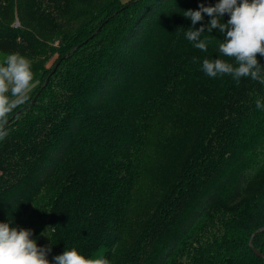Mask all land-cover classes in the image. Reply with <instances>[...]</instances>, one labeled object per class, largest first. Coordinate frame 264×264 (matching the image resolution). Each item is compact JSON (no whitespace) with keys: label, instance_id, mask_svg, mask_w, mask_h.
<instances>
[{"label":"trees","instance_id":"1","mask_svg":"<svg viewBox=\"0 0 264 264\" xmlns=\"http://www.w3.org/2000/svg\"><path fill=\"white\" fill-rule=\"evenodd\" d=\"M216 2L0 0V65L40 77L0 140V223L49 227L50 261L264 264V85L203 72L234 63L217 29L206 52L184 36Z\"/></svg>","mask_w":264,"mask_h":264},{"label":"clouds","instance_id":"2","mask_svg":"<svg viewBox=\"0 0 264 264\" xmlns=\"http://www.w3.org/2000/svg\"><path fill=\"white\" fill-rule=\"evenodd\" d=\"M205 14L210 18L207 25L201 23L196 28ZM225 15L229 17L227 22L223 20ZM184 17L192 25L184 36L194 48L206 52L210 40L201 39L202 34L206 33L205 28L207 33L217 29L223 35V39L217 40L219 53L234 58V63L219 58L203 59L202 70L207 76L230 74L237 86L242 78L264 85V65L257 59L258 53L264 56V0H218L210 6L200 3L197 10L184 11ZM192 62L197 63L198 58L193 57ZM32 80L29 59L20 53L8 54L0 65V140L9 134V114L27 101ZM255 106L264 109L260 99ZM47 229L40 235L45 236ZM33 235L32 229L13 227L10 221L0 223V264H110L106 258H85L75 247L50 261L47 257L51 246H38Z\"/></svg>","mask_w":264,"mask_h":264},{"label":"rangeland","instance_id":"3","mask_svg":"<svg viewBox=\"0 0 264 264\" xmlns=\"http://www.w3.org/2000/svg\"><path fill=\"white\" fill-rule=\"evenodd\" d=\"M54 59L55 58H53L48 64H47V67H50L51 65H52V63L54 62ZM43 77H42V83H43ZM39 84H40V77H36V78H34L33 80H32V82H31V85H30V90H29V93H28V99L29 100H32V95L34 94V92L37 90V88H39L38 86H39ZM28 100V101H29ZM27 101V102H28ZM15 116V114H14V112L13 113H10L9 114V116H8V121L12 118V117H14ZM44 237L41 239V241H42V243L40 244L41 246H49V241H48V239H50L49 238V231H46L45 233H44ZM50 254L51 253H49L48 254V259H49V257H50Z\"/></svg>","mask_w":264,"mask_h":264},{"label":"water","instance_id":"4","mask_svg":"<svg viewBox=\"0 0 264 264\" xmlns=\"http://www.w3.org/2000/svg\"><path fill=\"white\" fill-rule=\"evenodd\" d=\"M58 64H59V63H58ZM58 64H57V65H58ZM47 82H48V79H47V81H46L45 84H47ZM263 231H264V227H261V228H259L258 230H256V232H254V233L252 234V236H251L250 244H252V241H253L254 236H255L257 233H259V232H263ZM40 244H41V243H38V246H41ZM256 252H257V254H258L260 257L264 258V254H263L262 252H260V251H258V250H256Z\"/></svg>","mask_w":264,"mask_h":264}]
</instances>
